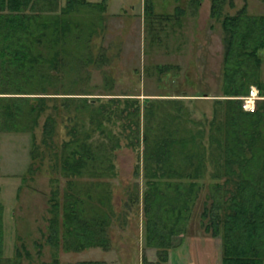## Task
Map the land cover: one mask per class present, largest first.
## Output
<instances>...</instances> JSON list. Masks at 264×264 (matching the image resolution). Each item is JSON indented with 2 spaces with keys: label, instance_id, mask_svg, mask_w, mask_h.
<instances>
[{
  "label": "trees",
  "instance_id": "obj_1",
  "mask_svg": "<svg viewBox=\"0 0 264 264\" xmlns=\"http://www.w3.org/2000/svg\"><path fill=\"white\" fill-rule=\"evenodd\" d=\"M189 1L196 13L203 0ZM234 3L211 2L210 16L224 30V52L222 90L213 94L207 127L186 98L211 93L190 92L181 63H135L130 67L133 88L113 90L123 75H108L102 95L89 96L93 92L84 90L91 64L110 66L107 50L113 38L100 43L98 53L93 41L109 30L108 0H0V126L29 131L30 155L36 157L45 153L35 132L45 115L42 142L52 149L55 166L65 177L62 190L52 189L45 237L53 255L43 264H107L103 258L63 261L59 250L110 249L111 227L125 226L140 202L144 243L156 250L154 264L169 263L198 203L204 231L221 238V264H264V98L247 110L241 97L251 85L264 95V13L249 12L248 0L235 12L225 10ZM186 11L177 5L173 14H158L154 0H144L147 22L151 17L180 19ZM152 21L147 52L161 39ZM114 45L117 55L120 43ZM143 74L153 76L157 86L146 100L141 96ZM65 113L68 137L54 145L58 116ZM124 143L138 150L141 161L118 210L111 185L118 175L115 150ZM17 188L19 194L21 185ZM5 206L0 196V264H24L22 256L31 257L24 243L20 248L15 238L13 254L5 251L16 229Z\"/></svg>",
  "mask_w": 264,
  "mask_h": 264
},
{
  "label": "rangeland",
  "instance_id": "obj_2",
  "mask_svg": "<svg viewBox=\"0 0 264 264\" xmlns=\"http://www.w3.org/2000/svg\"><path fill=\"white\" fill-rule=\"evenodd\" d=\"M155 10L159 13H174L177 5H184L186 15L180 19L173 18L166 21L164 17H151L155 30L159 29L161 39L154 43L151 51L145 50L150 42L151 34L148 22L144 19V0H110V10L120 13L111 17L109 30L103 37H94V51H100V43L107 44L110 38L120 43V51L113 44L107 54L111 57L108 68L103 69L91 64L89 79L84 90L93 93L89 96L102 95L107 91L105 83L108 75H123L122 80H116L113 90L121 91L134 87V74L130 67L137 63L143 66L150 61L176 62L183 65V71L189 76L187 88L190 92L196 89H206L209 95L196 98L188 95L186 102L194 109V113L205 120L212 116L213 94L220 93L221 64L224 52V30L220 22L210 16L212 0H203L196 11L191 12L189 0H154ZM234 5H225V10L235 12L244 0H234ZM251 13H264V0H248ZM125 8V10H124ZM126 10L135 13L126 15ZM213 23V25H211ZM150 47V46H149ZM148 47V48H149ZM151 48V47H150ZM122 49V50H121ZM262 78L264 79V61L262 63ZM144 86L141 96L144 100L152 96L147 92L157 90L153 76L143 74ZM0 87L2 82L0 79ZM1 95V93H0ZM53 100H50L52 103ZM48 110H52L49 108ZM47 110V111H48ZM64 116H58L54 145L68 137L66 120ZM43 115L35 128L36 140L43 155H30L31 137L28 131H7L0 126V196L6 202L8 221L12 222L15 229L13 238L8 240V226L6 235L8 246L6 254H13V243L16 238L17 245L21 243L31 252V257L25 254L21 263L43 264L52 259L53 247L46 241L48 234L49 210L52 189L59 186L62 190L65 177L55 166V155L52 149L42 142ZM1 124V117H0ZM207 139V135L205 136ZM53 144V143H52ZM115 162L118 175L112 179L113 202L116 209H123L128 197L129 187L133 185L135 178V166L140 160L138 150L125 143L115 150ZM30 162L32 168H30ZM211 168V166H210ZM143 181V178H140ZM18 184L21 188L17 192ZM60 195V193H59ZM10 208V209H9ZM202 206L198 203L196 214L192 219L190 228L182 236L181 242L170 251L168 264H221V238L214 237L204 231L199 221V212ZM10 210V214H9ZM144 223L142 203L134 206L128 216L125 226L113 224L110 229L112 247L104 249L99 246L87 247L84 250L60 248L59 253L63 261H76L80 258H103L107 264H154L156 250L145 246ZM18 236H17V235ZM12 235V234H11ZM38 241H42L39 246ZM175 242H178L176 239ZM25 251V248H22Z\"/></svg>",
  "mask_w": 264,
  "mask_h": 264
},
{
  "label": "built area",
  "instance_id": "obj_3",
  "mask_svg": "<svg viewBox=\"0 0 264 264\" xmlns=\"http://www.w3.org/2000/svg\"><path fill=\"white\" fill-rule=\"evenodd\" d=\"M264 97L260 95L259 90L256 86H252L249 93L242 95L243 107L248 110H254L256 107L257 99Z\"/></svg>",
  "mask_w": 264,
  "mask_h": 264
},
{
  "label": "crops",
  "instance_id": "obj_4",
  "mask_svg": "<svg viewBox=\"0 0 264 264\" xmlns=\"http://www.w3.org/2000/svg\"><path fill=\"white\" fill-rule=\"evenodd\" d=\"M109 1L110 0H108V13H109V19L111 20V17L112 16H115V15H117V14H120L119 12L118 13H115L113 10H110V3H109ZM124 10H125V8H124ZM248 10H249V3H248ZM250 12V11H249ZM126 15H132V14H134L135 15V13L134 12H132V11H130V10H126ZM255 13H258V12H255ZM28 132V131H27ZM30 137H31V134H30ZM6 203V202H5Z\"/></svg>",
  "mask_w": 264,
  "mask_h": 264
}]
</instances>
